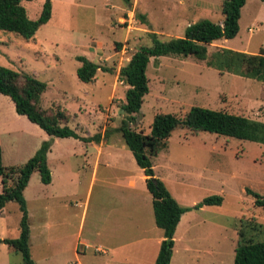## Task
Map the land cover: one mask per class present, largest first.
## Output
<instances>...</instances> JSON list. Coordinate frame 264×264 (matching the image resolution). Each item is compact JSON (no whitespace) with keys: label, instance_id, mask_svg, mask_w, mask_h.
<instances>
[{"label":"rangeland","instance_id":"rangeland-1","mask_svg":"<svg viewBox=\"0 0 264 264\" xmlns=\"http://www.w3.org/2000/svg\"><path fill=\"white\" fill-rule=\"evenodd\" d=\"M46 1L23 3L31 19L39 18ZM224 1L52 0V19L34 40L0 31V66L46 83L41 107L53 114L67 112L69 127L80 137L100 135L104 143L102 148L96 142L50 137L0 94L5 167H22L44 142L51 143L54 185L43 184L34 173L25 190L36 264H154L153 247L163 231L155 223L144 173L118 131L123 121L148 135L156 115L184 118L197 106L264 122V83L208 65L221 49L264 51L262 0H247L239 34L208 45L207 60L151 59L150 92L140 112L129 116L123 111L128 86L120 70L142 46L152 45L150 34L168 41L183 38L190 25L202 20L222 23ZM140 15H146V23ZM78 57L101 67L93 82L79 80ZM99 153L103 163L92 182ZM151 160L172 197L191 209L176 234L172 264H234L239 229L264 226V208L255 206V195L264 197V144L179 128ZM210 196H221L222 205L194 209ZM21 218L15 202L0 210V239H18ZM46 223L51 225L47 240ZM0 264L24 263L20 253L0 244Z\"/></svg>","mask_w":264,"mask_h":264},{"label":"trees","instance_id":"trees-1","mask_svg":"<svg viewBox=\"0 0 264 264\" xmlns=\"http://www.w3.org/2000/svg\"><path fill=\"white\" fill-rule=\"evenodd\" d=\"M25 1L32 0H0V31L14 33L30 41L34 40L39 29L52 19L53 5L52 0H47L39 18L31 19L23 4ZM246 3L247 0H225L222 4V23L202 20L190 25L183 38L161 41L157 34L151 33L152 45L142 46L120 70L119 78L128 86L123 111L129 116L140 112L145 97L150 92L147 70L151 59L192 56L199 61L207 60L208 45L237 37L240 32L242 9ZM139 19L147 22L146 15H140ZM117 45L121 46L120 43ZM78 61L82 63L77 70L79 80L84 83L93 82L101 67L85 57H78ZM208 65L221 73L228 72L264 83V51L260 54H247L221 49L215 53ZM105 71L109 72L108 69ZM46 90L47 84L37 78L0 66V94L13 101L19 115L27 117L50 137L76 138L85 143L102 142L103 137L100 135L92 138L80 137L69 127L71 120L67 112L53 114L44 110L40 103ZM179 128L187 129L195 135L208 132L264 144V122L197 106L192 107L184 118L174 114L156 115L148 135L131 129L128 122L123 121L118 131L122 133L137 165L146 176L147 189L152 196L155 223L164 232V240L155 264H171L177 228L183 215L191 210L181 206L172 197L164 182L156 177L151 160L167 148L170 137ZM50 151L51 143L44 142L25 165L7 168L3 165V150L0 147V178L3 186L0 193V210L15 202L22 213L19 238L0 239V244H6L20 253L24 264H36L31 253V228L25 190L34 173H39L43 184L52 183V172L48 165ZM255 198V206L264 208V197L255 195ZM222 203L221 196H210L194 209L221 206ZM247 227L244 225L238 231L234 264H264V226L249 224Z\"/></svg>","mask_w":264,"mask_h":264},{"label":"crops","instance_id":"crops-1","mask_svg":"<svg viewBox=\"0 0 264 264\" xmlns=\"http://www.w3.org/2000/svg\"><path fill=\"white\" fill-rule=\"evenodd\" d=\"M91 143H95V142H91ZM91 143H86V144H91ZM102 145L103 144V146H102V148L104 147V143H103V141L101 142V143H99V145ZM99 156V158L101 157V156H103V154L102 155H100V153L98 154ZM88 157V156H87ZM103 162H102V159L100 158V159H98L97 160V162H96V165H95V169H94V174H93V178H92V182L94 181V179L96 180V177H95V175H96V168L97 167H99V165H101ZM112 165V164H111ZM143 171V170H142ZM144 178H146V176L144 175ZM31 181V180H30ZM54 183H55V178H54V174L52 173V183L49 185V186H52V185H54ZM146 183V182H145ZM130 185V184H129ZM29 186V185H28ZM28 188V187H27ZM145 191H148V189H147V185L145 186ZM149 192V191H148ZM151 195V194H150ZM153 206V205H152ZM200 210H202V209H200ZM187 214V213H186ZM186 214H184L183 215V217H182V219H181V221H180V223H179V226L182 224V222H183V220H184V217H185V215ZM154 219H155V217H154ZM179 226H178V228H177V231H176V234H177V232H178V229H179ZM50 229H51V225H48L47 223L45 224V226H44V230H45V235H46V240L48 239V234L50 233ZM160 229V228H159ZM163 231V230H162ZM176 234H175V240H176ZM50 239V238H49ZM147 239L148 238H143L142 240H141V242H143V241H147ZM163 240H164V232H163V234L162 235H160V236H158L157 238H156V241H155V245H154V247H153V254H152V258H151V260L153 261L152 263H154L155 264V261H156V259H157V257H158V254H159V251H160V247H161V244H162V242H163ZM175 245H176V241H175ZM79 250V249H78ZM115 248H111V251L114 253L115 252ZM98 251H102V249H100V250H98ZM75 252H77V249L75 248ZM174 252H175V248H174ZM143 254H145V253H143ZM174 255V254H173ZM172 260H173V257H172ZM171 264H172V261H171Z\"/></svg>","mask_w":264,"mask_h":264}]
</instances>
